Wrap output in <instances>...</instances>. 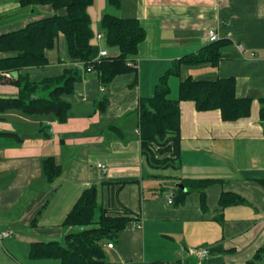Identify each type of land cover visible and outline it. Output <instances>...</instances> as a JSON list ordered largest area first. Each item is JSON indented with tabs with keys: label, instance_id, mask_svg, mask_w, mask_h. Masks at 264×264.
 I'll return each instance as SVG.
<instances>
[{
	"label": "crops",
	"instance_id": "0c3cea01",
	"mask_svg": "<svg viewBox=\"0 0 264 264\" xmlns=\"http://www.w3.org/2000/svg\"><path fill=\"white\" fill-rule=\"evenodd\" d=\"M87 12L91 44L100 50H105L104 40L96 36L102 34L103 15L139 21L145 40L129 57L137 73L116 77L104 91L94 73L86 74L65 97L70 110L64 123L16 111L0 115V132L21 139H0V232L16 233L0 241V264L21 262L10 253L20 241L27 245L28 261H34L28 256L31 242L62 239L65 216L92 185L101 205L123 206L138 217L121 231L112 248H106V264H264V125L259 118L264 98V0H123L119 10L108 7L105 0H94ZM51 15L48 7L22 8L18 0H0V35ZM208 31L230 43L221 61L215 67L183 66L180 77L169 80V97L177 98L179 81L187 77L205 81L234 77L237 96L252 99L250 115L223 122L217 110L198 112L193 102H181L179 165L165 169V175L147 174L140 155L138 102L154 95L159 78L174 60L208 44L204 39ZM60 38L47 52L48 65L6 76L39 81L59 76L66 68L82 69V63L64 57ZM18 94L16 86L0 84V99ZM105 94L109 106L99 112L96 103ZM47 124L50 137L42 131ZM48 157L62 167L52 182H47L41 165ZM182 179L223 183L206 189V210H202L197 191L188 194L183 205L168 203L167 197L174 200L181 190L176 184ZM162 185L175 190L165 192ZM222 191L236 193L245 202L220 211L217 201ZM200 247L208 251L205 260L187 257L188 248ZM259 250L262 255L255 259Z\"/></svg>",
	"mask_w": 264,
	"mask_h": 264
},
{
	"label": "trees",
	"instance_id": "16d2710c",
	"mask_svg": "<svg viewBox=\"0 0 264 264\" xmlns=\"http://www.w3.org/2000/svg\"><path fill=\"white\" fill-rule=\"evenodd\" d=\"M105 1L111 9L119 10L123 0ZM18 2L22 8L48 7L52 15L28 23L18 31L0 35V53L3 54L0 58V84H11L19 89L17 98L0 99V115L16 111L29 117L51 116L54 121L64 123L70 110L65 97L73 93L75 84L86 74L94 73L104 91L116 77L137 73L129 57L137 53L146 36L137 19L120 18L108 13L103 15L99 30L104 35L107 56L98 58L100 49L91 44L93 32L87 12L93 0ZM60 37L64 40L68 61L82 63V69L66 68L59 76L39 81H31L25 75L18 76L16 80L6 76L19 73L25 68L48 65L47 52L54 49ZM229 44L227 40H218L174 60L172 66L159 78L154 95L139 100L136 111L140 155L147 166L164 170L178 167L181 157V102H193L198 112L217 110L223 122H233L250 115L252 99L237 96L234 77L212 81L187 77L179 81L177 98L169 97V80L179 78L183 66L210 64L215 67ZM96 106L99 112L106 111L109 98L103 95ZM259 118L264 125V98L260 100ZM44 129V135L50 137L49 127L45 126ZM2 138L21 140L18 135L6 132H0V139ZM41 165L47 182H52L61 175L62 167L56 158H45ZM180 181L186 190L177 191L174 204L183 205L187 195L197 191L202 210H206V189L223 183L222 180L215 179ZM244 202L240 195L222 191L217 209L222 211L227 206ZM136 215L128 208L116 204L104 207L98 201L97 188L89 186L83 190L61 224L65 230L63 244L58 241L31 242L28 256L34 261L52 260L57 264H106L107 245L115 242L128 225L138 221ZM261 255L259 250L254 258L259 259Z\"/></svg>",
	"mask_w": 264,
	"mask_h": 264
},
{
	"label": "built area",
	"instance_id": "2783aa9c",
	"mask_svg": "<svg viewBox=\"0 0 264 264\" xmlns=\"http://www.w3.org/2000/svg\"><path fill=\"white\" fill-rule=\"evenodd\" d=\"M97 40L102 41L104 39V35L103 34H98L96 36ZM205 42L206 43H213L218 41V36L214 31H208L206 32L205 36H204ZM237 49L242 51L241 46H237ZM107 56V52L106 50L102 49L99 51V57H105ZM90 71V69H89ZM47 126H50L49 124H47ZM52 129L49 128V133L51 134ZM98 167L100 169H102L104 172L107 171V168L105 165L103 164H99ZM168 203L172 204L173 202V197L172 196H168L167 197ZM13 236H15V233L13 230H5L0 232V241H2L3 239H7V238H12ZM107 247L110 249L113 247L112 244H108ZM187 257L192 258L198 262H201L203 260H205L208 256V251L206 248L204 247H200V248H188L186 251Z\"/></svg>",
	"mask_w": 264,
	"mask_h": 264
},
{
	"label": "rangeland",
	"instance_id": "374dc122",
	"mask_svg": "<svg viewBox=\"0 0 264 264\" xmlns=\"http://www.w3.org/2000/svg\"><path fill=\"white\" fill-rule=\"evenodd\" d=\"M93 2H94V0H93ZM106 2V1H105ZM62 39V37L60 38V40ZM64 42V41H63ZM65 54H66V49H65V52H64V57H65ZM62 56H63V54L62 53H60L59 54V59H62ZM105 96H107L108 97V94H105ZM171 98V97H170ZM36 117H39V116H36ZM143 171H145L147 174H151V173H156V174H158V175H165L166 174V171L164 170V169H154V168H151V167H149V166H147L144 162H143ZM162 182H163V184H167V182L165 181V180H162ZM170 184V183H169ZM170 187H166V185H162V189H163V191H169V188H171L172 190H175V188L174 187H172L171 185H169ZM99 198H100V193H99ZM100 201V200H99ZM18 232H19V230H18ZM22 232H19V236H20V239H22L24 236L21 234ZM16 234V233H15ZM45 241H47V242H49V241H58V242H60V244H63V241H62V239H60V240H45ZM6 242V241H5ZM25 246H27V245H25V243H24V245H23V243H21V241H20V243H18V245H17V247H16V249H15V253L14 252H11L10 251V249H9V247L7 246V245H3V247H4V250L5 251H7V252H9L10 251V253L12 254V255H14V256H16V257H20L19 259H20V261L21 262H19V264L20 263H22V264H26L27 262H31V263H29V264H40L42 261L41 260H36V261H28V259H27V255H26V253H27V251H26V249H25ZM9 249V250H8ZM17 253V254H16ZM50 262H54V261H50Z\"/></svg>",
	"mask_w": 264,
	"mask_h": 264
},
{
	"label": "water",
	"instance_id": "95a60500",
	"mask_svg": "<svg viewBox=\"0 0 264 264\" xmlns=\"http://www.w3.org/2000/svg\"><path fill=\"white\" fill-rule=\"evenodd\" d=\"M176 188H179V189H181V190H185V187H184V185L183 184H176Z\"/></svg>",
	"mask_w": 264,
	"mask_h": 264
}]
</instances>
